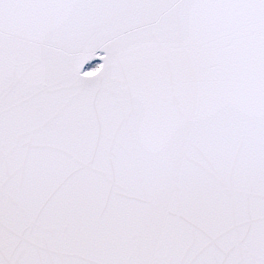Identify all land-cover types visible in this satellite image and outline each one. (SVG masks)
<instances>
[{
  "label": "snow or ice",
  "instance_id": "1",
  "mask_svg": "<svg viewBox=\"0 0 264 264\" xmlns=\"http://www.w3.org/2000/svg\"><path fill=\"white\" fill-rule=\"evenodd\" d=\"M0 264H264V0H0Z\"/></svg>",
  "mask_w": 264,
  "mask_h": 264
}]
</instances>
